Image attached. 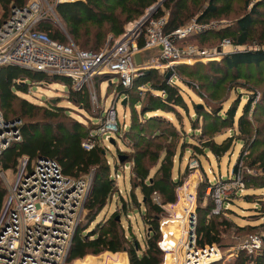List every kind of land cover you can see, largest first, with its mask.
Masks as SVG:
<instances>
[{
	"label": "trees",
	"instance_id": "trees-1",
	"mask_svg": "<svg viewBox=\"0 0 264 264\" xmlns=\"http://www.w3.org/2000/svg\"><path fill=\"white\" fill-rule=\"evenodd\" d=\"M158 0H75L60 2L55 6V11L60 17L65 33H62L58 25L50 18L40 19L35 29L47 34L51 39L59 43H67V37L78 49L98 52L99 46L104 43L108 35L115 37L123 32L124 26L131 20L141 16L143 12ZM226 0H208L207 7L195 17L196 22L216 16L218 4ZM26 0H0V23L4 21L10 12V7L22 8ZM264 8V0L257 3ZM187 0H165L153 13L157 18L167 11V19L164 31L179 28L184 22L194 16L190 11ZM225 11V6L223 7ZM263 11L256 8L238 17L233 23L235 28L227 26L221 30L222 38H226L234 46L251 45V35L260 26ZM230 38V39H229ZM185 39V38H184ZM188 39V38H187ZM175 43L183 42L182 39L174 40ZM257 47L253 49H235L222 54L219 62L209 61L205 64L207 71L196 76L202 81L209 80L214 89H218L226 78L233 77L232 72L239 66L258 65L264 63V39L259 36ZM143 45L142 37L137 41V47ZM176 67H169L165 71L158 72L156 69L144 70L142 74L132 78L128 87L116 85V91L125 95L131 107L139 106L128 124L127 129L121 130L119 126L112 132L114 139L125 138L126 151L117 148L115 141L108 139L107 142L115 147L117 160L131 162L130 167V191L129 201H135L133 188L141 194V204L145 208L144 223L148 225L144 247L141 249L136 241L126 243L123 229L116 218L118 212H112L106 218L95 223L93 229L82 234V229L77 228L71 238L66 262L90 254L96 255L103 251L118 252L126 250L129 264H159L161 252L156 245L159 238L158 221L163 215L162 206L175 200V187L181 184V179H171L172 159L175 154V146L179 138V131L174 124L163 115L151 114L155 110L162 113L177 115L176 107L186 109L185 101L180 95L176 85ZM193 76V75H192ZM52 79L68 86V95L73 103L80 104L84 110H89L87 92L83 86L72 88L70 78L63 75H47L41 72L24 69L14 65L0 66V111L4 119L15 120L19 123L20 140L12 142L0 153V170L17 167L18 160L25 156L30 161L38 157L55 161L63 175L75 179L91 173L88 193L84 203L85 217L91 222L105 205L113 192H117L114 181L109 177V162L106 158V147L98 141L93 132L97 129L84 128L80 121L72 120L71 125L58 120L65 116L66 108L60 105H50L45 108L24 99L18 100L21 111L13 108V101L17 98L15 91L25 92L26 80L38 82ZM205 82V81H203ZM70 85V86H69ZM111 85V84H110ZM185 85L196 90L191 81ZM145 87L143 96H137L140 88ZM71 87V88H70ZM24 89V90H23ZM17 93V92H16ZM198 97L204 95L196 91ZM236 103V102H235ZM264 97L256 99L255 91L247 98L242 106V112L236 118L237 133L223 138L215 143L212 138H204L205 131L211 133L222 127L233 124L236 105L233 104L222 114L219 109L204 112L196 105L193 109L197 115L204 114L208 118L207 128H202L199 135V145H191L197 153H203L207 149L214 157L219 158L228 149L232 140L241 142V149L236 158L233 168V176L247 186L264 187V121H259L257 111L264 109ZM261 105V106H260ZM12 106V118L7 117ZM4 111V114L2 113ZM202 111V113H201ZM264 114V110H263ZM132 118V117H131ZM20 120V121H19ZM156 126V127H154ZM92 141L91 147L85 149L82 142ZM158 163L152 176H148L152 164ZM246 167L254 173L242 175L240 167ZM249 172V170H248ZM83 177V178H84ZM204 190V187H203ZM4 189L0 187V208ZM158 198L155 202L153 197ZM121 202V210L125 212L129 203L118 195ZM213 206L208 208L195 207L194 232L199 245L212 244L218 241L219 229L211 213ZM138 251L140 253H138ZM244 256L236 255L231 264H264V245L254 253H243ZM208 264H218L212 261Z\"/></svg>",
	"mask_w": 264,
	"mask_h": 264
},
{
	"label": "rangeland",
	"instance_id": "rangeland-1",
	"mask_svg": "<svg viewBox=\"0 0 264 264\" xmlns=\"http://www.w3.org/2000/svg\"><path fill=\"white\" fill-rule=\"evenodd\" d=\"M33 1L37 2L39 7L38 12H35L34 15L36 17L39 15L43 18H50L56 23V25H58L62 33H65L60 17L54 10L58 3L65 1L26 0L25 5H28ZM159 1L160 0L151 4V6H149L141 16L129 21L124 26L122 33H125L127 29L129 31L135 29V25L142 20V17L148 16V18L151 17L152 19H156L152 16L153 14H149V11H152V7ZM259 2H261V0H226V2L218 4V12L216 16L196 22L195 17L202 13V11L207 7L208 0H187L190 11L194 12L195 14L193 17L186 20L184 24L180 26V28L186 27L188 25L204 24L205 29H203L202 32H194V30H192L184 37L185 39L181 38L183 42H176L175 44L178 46H186L191 44L198 48L205 49L207 54L202 58L193 57L187 59L185 62L181 61L179 63L176 62L175 64L171 63V65L162 68V65H164L166 61L157 59L155 56L157 55L156 49L146 51H141L140 48L138 49L141 59H143V65H141L144 66V70L156 69L158 72H162L169 67L177 68L176 85L179 87L180 95L185 101L186 109L184 110L182 108L176 107L175 109L177 111V115L173 113H162L159 110H155L151 114L163 115L165 118L169 119L174 124L176 130L179 131V138L175 146V154L172 159V168L170 174L172 180L181 179V184L175 187V199L178 198L177 194H181L180 191L182 187H186L191 193V189L193 188L194 190V202L191 207L194 213V225L193 229L191 227L190 229L194 232V226L196 222L195 207L201 206L208 208L210 205H212V209L218 208L216 213H212L211 210V213L214 216H210L208 218L213 219L219 229V235L217 238L218 241L212 243L217 247V256L211 259L212 261H218V264H231L234 261L236 255L244 256L243 253L247 254L248 252L242 250V247L246 243L247 239H249V236L264 233V187L257 188L250 185L247 186L246 184L242 183L239 178L233 176L235 161L242 145L240 141L232 140L227 151L219 158L214 157L207 149H203V153H197L191 148V145H199V135L203 133L202 128L209 127L208 118H206L204 114L197 115L193 109V106L196 105L204 112H210L215 109H219V113L222 114L231 105L237 104L232 126L222 127L214 133H211L208 129L205 131V135L202 136L201 140L204 138H212L215 143H219L227 136H234L237 133L236 118L242 112V106L247 101V98L251 96L254 91L256 93V99H260L261 96L264 97V63H259L256 66H239L238 69L232 72L233 77L226 78L217 90L210 86L209 83H212L211 80L208 82L207 80H203L205 81L203 82L200 78H196V76L201 75L203 72L205 74V71H207L205 64L209 61L219 62L222 54L225 52L235 49H242L245 47L253 49L257 47V43L254 42L259 40V36L264 39V23H259L261 26H263V28H260L259 26L254 30V33L250 37L251 40H253L251 45L237 47L230 43L231 45L221 46L223 39L222 34L220 33L221 30L227 26H232L235 28L233 22L238 17L249 12L253 8H256L257 10L261 9V11H263L264 8L257 5ZM224 6L225 11H223ZM262 15L263 16L260 18V21L262 20L263 22L264 13ZM161 17H164L165 19L162 30L163 33L166 34L164 31V26L167 19V11H164ZM40 19H38L36 22H38ZM122 33L115 37L108 35L104 43L99 46L98 51L104 49L105 47L112 46L116 41H119ZM129 35L131 36V34ZM66 37L68 38V36ZM139 38L140 37L134 40L135 44H137ZM68 39L71 41L70 38ZM171 40H173V38H171ZM261 47L264 49V46ZM70 81L71 87L76 88L75 82H73L71 79ZM186 81H191L195 85L196 90L187 87L185 85ZM26 83L27 84L24 87L25 90L23 89L25 92H14V95L17 99L13 101V108L17 111H21V106L18 105L19 99H24L28 102L45 108H49L50 105H60L66 108V112L65 116L60 117L58 120L67 123L68 125L72 124V120L80 121L87 131L89 129H93L94 127L98 128L104 122L107 115V110L111 106H113L115 109V127L117 128L119 126L121 130L127 129V126L130 124L132 119L136 123L139 117L138 116L136 118L135 115H133V113H135L134 111L139 109L138 105H135V110H133L129 100L127 101L126 99L124 104L121 103V99L123 97L119 95V93H117L118 95L116 94V85L118 83L117 78L114 75L107 74V72L94 73L87 82L82 83L81 86L85 88L89 101V110L87 111L84 110L80 104H76L71 101L68 95L69 88L62 82L47 79L38 82H30L26 80ZM144 89L145 87L142 86L138 92L136 91L138 97L141 98L143 96L142 93ZM196 91L202 93L204 97H198ZM92 95H94V100L91 99ZM261 105H263V103ZM263 110L264 109H262L261 106V108H259L257 111V118L260 119L259 121H264ZM2 113L4 114L3 110ZM8 116L11 118L14 116L12 115V106L10 112L7 113V117ZM14 119L18 121L16 118ZM19 123L20 122H18V126ZM93 134L97 135V140L100 141L101 145L106 147V158L109 162V177L113 179L114 186L117 187V192H113L111 194L103 208L91 222L86 219L84 210L87 192L83 200L80 221L71 235L73 236L77 228H81L82 234L85 235L87 231H91L93 229L97 221L108 217L112 212H118L116 218L120 222V225L123 229L126 243L128 244L129 242L136 241L139 247L142 249L144 247V239H146L148 225L145 224L143 220L145 217V208L141 204V194L139 193L138 189L133 188L132 190L135 194V201H129L128 199V194L130 191L129 179L131 176V162L124 163L122 160H117L115 158V147H112L107 142L108 139L112 140L113 138L111 132L97 133L96 129ZM113 140L117 144L116 146L119 150H127L126 142L128 140H126L124 137L121 138V140L114 138ZM87 142L89 144L93 143L92 141ZM23 159L25 160L27 166L31 163V161H33H30L28 158L23 156L18 160L17 167L20 165V162ZM157 166L158 163L152 164V167L149 168L148 176H152ZM17 167L7 170H0V187L4 189L0 208V216L7 196L8 187L11 181L13 184L14 178L16 176ZM240 169L242 171V175H245V173H254L253 170L243 166H241ZM87 176H90L91 181L92 174L89 173L86 175V177ZM208 186L210 188H207ZM216 188H219L223 192L220 194L221 206L219 207L216 206L213 200ZM119 194L125 202L129 203L128 209L125 212L121 210L122 201L118 198ZM153 199L155 202H159L158 198L155 196ZM165 205L166 204L162 206L163 215L158 221V226L162 228L161 231H159V242L162 240L161 235L162 230L164 229L160 223L161 220L168 215L164 209ZM182 229L184 231L187 230V217L184 219V223L181 226V230ZM185 237L186 233L184 232L182 240L179 242L177 241V243L174 236L170 238L166 236L164 240V243L171 246V249L176 248L177 255L173 256L177 263H180L179 257L182 255V245L183 241L186 239ZM158 241L156 242V245L157 243L159 244ZM162 243L163 241L160 242V244ZM263 245L264 242L261 247ZM160 252L161 262L166 258L165 255L167 254L164 253L163 250ZM138 253L140 252L138 251ZM171 253H174V250H172ZM65 260L66 256L58 264H115V260L116 264H129L126 250L118 252L103 251L96 255L87 254L82 258H76L69 262H66ZM211 260H209V262H212Z\"/></svg>",
	"mask_w": 264,
	"mask_h": 264
},
{
	"label": "built area",
	"instance_id": "built-area-1",
	"mask_svg": "<svg viewBox=\"0 0 264 264\" xmlns=\"http://www.w3.org/2000/svg\"><path fill=\"white\" fill-rule=\"evenodd\" d=\"M38 8V3L34 1L22 8L10 7L8 17L0 23V66L16 65L48 75H63L75 82L76 88L87 82L94 73L107 72L116 76L118 85L128 87L132 78L142 74L145 69L143 64L136 65L133 59L134 54L139 52L134 42L138 37L143 38L141 51L156 49L157 59L166 61L162 68L207 54L205 49L191 44L178 46L174 42L192 30L202 32L204 24L179 27L164 34L162 27L165 19L161 16L156 19L142 17L135 29H127L119 41L98 52L78 49L68 38L67 43H59L35 29L36 21L43 18L34 15ZM225 45H231L226 38L222 39L221 46ZM91 99H95L94 95ZM114 111L113 106L108 108L97 133L116 131ZM19 140L18 121L6 120L0 112V153ZM81 146L88 149L91 144L82 142ZM89 185L90 176L80 179L67 177L51 159L38 157L28 166L23 159L17 167L13 184L11 181L8 187L0 216V264H58L63 260L71 234L80 221ZM191 191L182 187L178 198L164 206L168 215L161 220L164 229L160 242L163 243L158 241L157 246L167 255L159 264H208L217 256V247L197 244L195 233L190 229L194 225L191 208L194 202L193 188ZM222 193L219 188L214 192L213 200L217 207L221 206ZM217 209H212V213H216ZM186 217L187 230L184 231L181 226ZM158 229L161 231L162 228ZM184 232L186 239L183 241L180 263H177L173 256L177 255L176 248L171 249L164 240L166 236H174L177 243L182 240ZM263 242L264 233L250 235L242 250L254 253ZM172 250L174 253H171Z\"/></svg>",
	"mask_w": 264,
	"mask_h": 264
},
{
	"label": "water",
	"instance_id": "water-1",
	"mask_svg": "<svg viewBox=\"0 0 264 264\" xmlns=\"http://www.w3.org/2000/svg\"><path fill=\"white\" fill-rule=\"evenodd\" d=\"M164 0H160L156 5H154L152 8V11H149L150 13V15H152L153 13H154V11L158 8V6L163 2ZM133 59H134V62H135V64L136 65H141L142 64V60H141V55H140V52H137V53H135L134 54V56H133ZM14 66H16V65H14ZM22 68V67H21ZM25 69V68H24ZM125 101H126V98L125 97H123L122 99H121V103L122 104H124L125 103Z\"/></svg>",
	"mask_w": 264,
	"mask_h": 264
},
{
	"label": "crops",
	"instance_id": "crops-1",
	"mask_svg": "<svg viewBox=\"0 0 264 264\" xmlns=\"http://www.w3.org/2000/svg\"><path fill=\"white\" fill-rule=\"evenodd\" d=\"M73 1H75V0H73ZM65 2H71V1H65ZM141 60H143V59H141ZM110 85V84H109ZM118 92L116 91V94H117ZM120 95H123V94H121L120 93ZM123 97V96H122ZM115 110V109H114Z\"/></svg>",
	"mask_w": 264,
	"mask_h": 264
},
{
	"label": "bare ground",
	"instance_id": "bare-ground-1",
	"mask_svg": "<svg viewBox=\"0 0 264 264\" xmlns=\"http://www.w3.org/2000/svg\"><path fill=\"white\" fill-rule=\"evenodd\" d=\"M114 261V260H113ZM118 263V262H117ZM115 264H116V260H115Z\"/></svg>",
	"mask_w": 264,
	"mask_h": 264
}]
</instances>
